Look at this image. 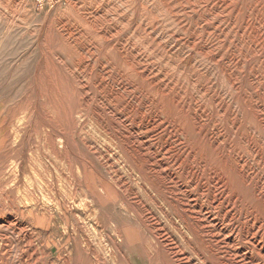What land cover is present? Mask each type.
<instances>
[{
	"label": "rangeland",
	"instance_id": "rangeland-1",
	"mask_svg": "<svg viewBox=\"0 0 264 264\" xmlns=\"http://www.w3.org/2000/svg\"><path fill=\"white\" fill-rule=\"evenodd\" d=\"M263 115L264 0H0V264H264Z\"/></svg>",
	"mask_w": 264,
	"mask_h": 264
},
{
	"label": "bare ground",
	"instance_id": "bare-ground-1",
	"mask_svg": "<svg viewBox=\"0 0 264 264\" xmlns=\"http://www.w3.org/2000/svg\"><path fill=\"white\" fill-rule=\"evenodd\" d=\"M213 2V1H212ZM246 6V5H245ZM256 7H260V2L258 1V2H256ZM202 11V10H201ZM249 18V17H248ZM136 20V19H135ZM132 21H134V20H132ZM137 22V21H136ZM218 23V22H217ZM42 29H44V28H42ZM46 31V30H45ZM47 33V32H46ZM40 41V40H39ZM43 41V40H42ZM27 44V43H26ZM18 45V44H17ZM20 45V44H19ZM121 47V46H120ZM50 50V49H49ZM102 53V52H101ZM43 57V56H42ZM250 64V63H249ZM35 66V65H34ZM38 66V65H37ZM53 66V65H52ZM129 67V66H128ZM33 69V68H32ZM102 69V68H101ZM249 69V68H248ZM105 71V70H104ZM248 71V70H247ZM94 72V71H93ZM31 73V72H30ZM34 73H36L35 71H34ZM77 74V73H76ZM34 75V74H33ZM36 75V74H35ZM47 76V75H46ZM118 77V76H117ZM26 78V77H25ZM47 79H49V78H47ZM101 79V78H100ZM244 79H246V78H244ZM23 80V79H22ZM92 80V79H91ZM36 81V80H35ZM23 82V81H22ZM38 82V81H37ZM36 82V83H37ZM57 83H55V88H58L60 85H59V82L58 81H56ZM100 82V81H99ZM36 85H38V84H36ZM244 85V84H243ZM52 86V85H51ZM49 87V86H48ZM95 87V86H94ZM125 87V86H124ZM244 87V86H243ZM133 88V87H132ZM49 90V89H48ZM96 90V89H95ZM241 93V92H240ZM38 94V93H37ZM36 94V95H37ZM133 95V94H132ZM138 95V94H137ZM97 97V96H96ZM237 97V96H236ZM179 100V99H178ZM96 101V100H95ZM114 102V101H113ZM117 102V101H116ZM37 104V103H36ZM100 105V104H99ZM262 107V106H261ZM200 113V112H199ZM106 114H107V112H106ZM111 114V113H110ZM202 115V114H201ZM264 116V115H263ZM43 117V116H42ZM120 117V116H119ZM45 118V117H44ZM45 120V119H44ZM47 120V119H46ZM200 120V119H199ZM153 121V120H152ZM45 122V121H44ZM48 122V121H47ZM124 122H126V121H124ZM50 122H48V124H49ZM147 123V122H146ZM156 124V123H155ZM50 125V124H49ZM98 126V125H97ZM147 127V126H146ZM228 127V126H227ZM69 128V127H68ZM107 128V127H106ZM140 128H141V126H140ZM149 128V127H148ZM113 129V128H112ZM133 129V128H132ZM175 129L176 130H178V128L177 127H175ZM114 131V130H113ZM179 131V130H178ZM172 132H174V131H172ZM239 132V131H238ZM168 136V135H167ZM142 139H143V137H142ZM146 139V138H145ZM140 140V139H139ZM108 141V140H107ZM178 142V141H177ZM108 143V142H107ZM115 144V143H114ZM137 144V143H136ZM218 144V143H217ZM147 145V144H146ZM149 145V144H148ZM104 146V145H103ZM226 146V145H225ZM105 147V146H104ZM130 147V146H129ZM150 148V147H149ZM228 148V147H227ZM113 149V148H112ZM125 149V148H124ZM258 150V149H257ZM111 152H112V150H111ZM169 155V154H168ZM188 155H189V157H194V158H196V159H198L199 161H200V163L201 164H203V162H202V158H203V156H204V154H203V151L202 150H200V149H197V148H195L193 151H191L190 149L188 150ZM117 157V156H116ZM152 160V159H151ZM162 161V160H161ZM160 161V162H161ZM152 162V161H151ZM242 162H243V160H242ZM161 165H163V164H161ZM135 167V166H134ZM164 168V167H163ZM246 168V167H245ZM159 169V168H158ZM256 170V169H255ZM193 171V170H192ZM168 173V172H167ZM134 174V173H133ZM185 174V173H184ZM170 175V174H169ZM171 175H172V173H171ZM175 175V174H174ZM196 179V178H195ZM216 179V178H215ZM238 179V178H237ZM236 179V180H237ZM241 179V178H240ZM175 180V179H174ZM182 182V181H181ZM180 182V183H181ZM218 182H219V184H221V186L224 188V189H227L228 188V185L230 184V181H229V179H228V176H221L219 179H218ZM238 182V181H237ZM179 183V182H178ZM236 183V182H235ZM127 185V184H126ZM219 186V185H218ZM186 188V187H185ZM149 192V191H148ZM205 192V191H204ZM151 193V192H150ZM155 193V192H154ZM226 194V193H225ZM151 195V194H150ZM259 197H260V195H259ZM138 199V198H137ZM229 199V198H228ZM160 205V204H159ZM232 205V204H231ZM190 206V205H189ZM195 207H196V205H195ZM231 207V206H230ZM204 209V208H203ZM207 209V208H206ZM262 209V208H261ZM164 210V209H163ZM195 215V214H194ZM179 216V215H178ZM197 216V215H196ZM186 217V216H185ZM7 218V217H6ZM198 220H201V218H200V215H198V217H196ZM164 219V218H163ZM227 219V218H226ZM254 219V218H253ZM1 220V219H0ZM14 220V219H13ZM174 220V219H173ZM210 219H209V217H208V221H209ZM229 220V219H228ZM252 220V219H251ZM2 221V220H1ZM218 221V220H217ZM4 222V221H3ZM222 222V221H221ZM228 222V221H227ZM174 223V222H173ZM197 223V222H196ZM209 223H212V222H209ZM2 224V223H1ZM199 224V226H201V224L200 223H198ZM207 224V223H206ZM250 224V223H249ZM8 225V224H7ZM17 226V225H16ZM223 226V225H222ZM241 226V225H240ZM216 227V226H215ZM233 227V226H232ZM231 228V227H230ZM243 228V227H242ZM251 228V227H250ZM182 229V228H181ZM207 229V228H206ZM234 229V228H233ZM216 231H218L217 229H215ZM237 231V230H236ZM252 231V230H251ZM254 231V230H253ZM16 232V231H15ZM162 232V231H161ZM214 232V231H213ZM262 232V231H261ZM210 233V232H209ZM237 233V232H236ZM211 234V233H210ZM194 235V234H193ZM251 235V234H250ZM238 236H240V235H238ZM252 236V235H251ZM166 237V236H165ZM262 237V236H261ZM164 238V237H163ZM187 238V237H186ZM248 239V238H247ZM245 240H246V238H245ZM167 241V240H166ZM4 242V241H3ZM256 243V242H255ZM11 244V243H10ZM222 244V243H221ZM236 244V243H235ZM176 245V244H175ZM237 245V244H236ZM249 245V244H248ZM259 246V245H258ZM10 247V246H9ZM10 249V248H9ZM250 249V248H249ZM176 250V249H175ZM159 252H160V249H159ZM251 252V251H250ZM188 253V252H187ZM190 253V252H189ZM237 253V252H236ZM240 253V252H239ZM243 253V252H242ZM14 254V253H13ZM202 254H204V253H202ZM241 254V253H240ZM188 255V254H187ZM254 255V254H253ZM255 256V255H254ZM35 257V256H34ZM178 257V256H177ZM257 260V259H256ZM196 261V260H195ZM247 261V260H246ZM260 261V260H259ZM256 262V261H255ZM191 263V262H190ZM194 263V262H193ZM210 263V262H209ZM229 263V262H228ZM192 264V263H191ZM208 264V263H207Z\"/></svg>",
	"mask_w": 264,
	"mask_h": 264
},
{
	"label": "built area",
	"instance_id": "built-area-1",
	"mask_svg": "<svg viewBox=\"0 0 264 264\" xmlns=\"http://www.w3.org/2000/svg\"><path fill=\"white\" fill-rule=\"evenodd\" d=\"M40 1H42V0H40Z\"/></svg>",
	"mask_w": 264,
	"mask_h": 264
}]
</instances>
